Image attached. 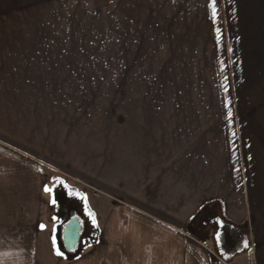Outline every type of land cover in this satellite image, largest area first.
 Segmentation results:
<instances>
[{"label": "crops", "instance_id": "obj_1", "mask_svg": "<svg viewBox=\"0 0 264 264\" xmlns=\"http://www.w3.org/2000/svg\"><path fill=\"white\" fill-rule=\"evenodd\" d=\"M263 2L215 0L214 15L212 0H157V14L201 10L212 20L221 59L228 31L239 79L235 134H89L71 152L64 92L67 75L74 88L82 55L67 48L75 40L65 33L66 0H0V145L87 185L92 213L80 257L70 261L58 254L55 226L27 209L35 201L19 206L15 193L0 192V264H242L248 256L264 264ZM254 4L258 14L247 7ZM22 183L0 178V187Z\"/></svg>", "mask_w": 264, "mask_h": 264}, {"label": "rangeland", "instance_id": "obj_2", "mask_svg": "<svg viewBox=\"0 0 264 264\" xmlns=\"http://www.w3.org/2000/svg\"><path fill=\"white\" fill-rule=\"evenodd\" d=\"M247 7L259 13L255 4ZM222 13L227 31L226 12ZM202 14L201 10L189 11L187 18L179 9L157 14V0H66L65 33L67 41L75 40V48L72 42H67V48L82 55L73 89L74 76H66L70 87L64 92L67 150L73 152L75 146L88 143L89 134H235L229 113L237 112L239 79L229 61L228 31L223 60L216 41L218 27ZM259 26L264 32V18ZM248 79L246 72L240 82L242 97ZM250 111L245 108L242 114L249 124ZM247 134H254L252 128ZM0 149V178L19 179L26 185L0 187L1 194L15 193L19 206L35 201L27 209L34 211L42 225L55 226L58 237L69 208L66 203L53 204L52 192L45 191V186L52 188L61 179L64 185L80 188L85 197L89 187L72 175L42 165L38 157L4 144ZM69 163L73 165V159ZM88 231L86 225L71 255L79 254ZM244 245L251 252L250 238L243 237ZM57 247L66 253L59 239ZM242 260V264H257L250 256Z\"/></svg>", "mask_w": 264, "mask_h": 264}, {"label": "trees", "instance_id": "obj_3", "mask_svg": "<svg viewBox=\"0 0 264 264\" xmlns=\"http://www.w3.org/2000/svg\"><path fill=\"white\" fill-rule=\"evenodd\" d=\"M58 178H56L57 180ZM62 186V187H61ZM53 192H52V200L53 198L55 199V201H59L60 200V195H65L64 194L65 192L69 193L67 194V196H70L72 198V201H73V206L75 207V205H77L82 211H85L86 213H89L90 212V207H89V203L88 201L86 200V197L84 194H82V192H80L78 189L72 187V186H68V185H64L62 182H61V179H58V181L54 182L53 184ZM71 189V190H70ZM80 193V195H76L75 193ZM57 230V229H55ZM59 230V229H58ZM55 240L56 242L58 241V237L56 236L55 237ZM58 248V251H60L59 247ZM63 255L66 256V259L67 260H73V259H76V258H79L80 257V254H77V255H71V254H68V253H63Z\"/></svg>", "mask_w": 264, "mask_h": 264}, {"label": "water", "instance_id": "obj_4", "mask_svg": "<svg viewBox=\"0 0 264 264\" xmlns=\"http://www.w3.org/2000/svg\"><path fill=\"white\" fill-rule=\"evenodd\" d=\"M83 228L82 218L72 212L70 219L67 223L63 225L62 234V244L65 246L67 251H73L80 245L81 232Z\"/></svg>", "mask_w": 264, "mask_h": 264}, {"label": "flooded vegetation", "instance_id": "obj_5", "mask_svg": "<svg viewBox=\"0 0 264 264\" xmlns=\"http://www.w3.org/2000/svg\"><path fill=\"white\" fill-rule=\"evenodd\" d=\"M58 202H61L62 204H65L66 203L67 205L66 204L65 205L68 206V208H69L68 211H67V218L65 220H63V222L60 225V229L58 230V239L60 240V243H61L64 251H66V253L70 254V252L67 251L66 248H65V246L62 244V234H61V231H62L63 225L69 221L70 216H71V214H72L73 211H75V214L76 215H79L82 218V220H83L82 232L84 231V227H86V225H87V227H89V224H88V222H86V220H84V216H83L84 214H83L82 210L77 205H75V207L73 206V204H72L73 201H72V198L71 197H69V196H67V197L65 196L64 197L63 195H60V200ZM67 202H70V203H67Z\"/></svg>", "mask_w": 264, "mask_h": 264}, {"label": "snow or ice", "instance_id": "obj_6", "mask_svg": "<svg viewBox=\"0 0 264 264\" xmlns=\"http://www.w3.org/2000/svg\"><path fill=\"white\" fill-rule=\"evenodd\" d=\"M212 2H213V8H214V15H215V0H212ZM229 115H231V113H229ZM45 191H48V192H53V189L51 188V187H48V186H45ZM76 195H80V193H75ZM53 204H55L56 203V201H55V199L53 198V200L51 201ZM89 215H92V213H89ZM93 222L95 223V217L93 216ZM43 227V226H42ZM58 254L59 255H63V253L62 252H59L58 251Z\"/></svg>", "mask_w": 264, "mask_h": 264}]
</instances>
